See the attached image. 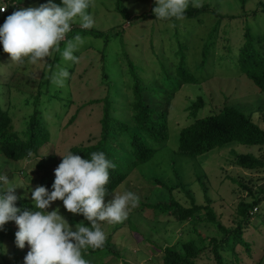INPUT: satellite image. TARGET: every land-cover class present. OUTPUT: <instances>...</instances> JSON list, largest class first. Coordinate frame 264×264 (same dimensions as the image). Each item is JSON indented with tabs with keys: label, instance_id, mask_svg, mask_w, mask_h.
<instances>
[{
	"label": "rangeland",
	"instance_id": "rangeland-1",
	"mask_svg": "<svg viewBox=\"0 0 264 264\" xmlns=\"http://www.w3.org/2000/svg\"><path fill=\"white\" fill-rule=\"evenodd\" d=\"M59 1L53 0L58 5ZM258 1L264 2L246 0L243 7L245 13L257 8ZM200 2L207 3L224 16L242 13L236 0ZM122 3L130 13V22L122 19L115 10V0H94V5L88 10L94 19L92 28L104 33L103 36L89 30L88 33L67 34V39L76 34L85 38V43L75 53L79 57L76 64H65L58 51L53 58H45L47 63L27 64L16 71L14 69L17 64H13L9 54L3 51L4 57L0 56V83H7L10 77H18L20 85H13L11 79L8 81L10 87L0 84V99L3 107H9L14 129L19 132L23 131V124L33 109L35 98L32 97L39 91L37 103L42 104L43 122L47 124L50 135L46 145L38 151L40 155L61 157L60 154L63 155L69 146L95 142L100 132L102 110L101 102L97 101L106 95L110 96V114L119 120H131L129 103L133 79L122 50L127 53L136 66L137 75L147 87L144 92L146 103L153 101L155 112H166L168 139L159 146H153L151 157L132 167L125 181L113 191L135 193L139 197L138 206L131 210L122 223L100 222L106 238L111 241L112 250L119 257L105 254L96 258L87 252L83 255L89 264H162L164 247L170 246L182 252V245L187 240L198 242L197 232L211 236L216 233L204 224L205 208L196 213L200 216L196 221H179L170 211L160 212L152 205L167 202L171 196L186 207L192 203L202 206L208 203V199L218 220L227 227H233L237 204L242 199L251 200L246 190L241 188L240 182L252 185L254 189L264 188V169H243L235 166L231 159L232 150L251 151L257 156H263L264 145L253 147L230 143L198 157L181 156L174 152L179 129L192 122V117L188 116V106L196 103L200 96L204 102V106L197 111L200 117L213 110L218 111L225 105H234L251 113V118L264 128V96L256 92L250 80L238 74L233 64V52L242 42L243 23L240 18L224 17L216 24L215 16L203 13L195 18H183L175 22L162 21L155 19L153 0H122ZM4 4L11 8L16 5L17 10L37 7L36 0H14L12 4L9 0H0V5ZM12 12L0 13V24ZM245 24L255 39L258 36L255 45L264 47V16L249 17ZM213 26L216 27V34L211 37L207 53L203 56L201 50ZM175 32L181 43V52H177L178 45L173 36ZM229 46L230 50L227 48ZM180 54H184L183 65L194 75L195 83H182L174 88L177 80L171 77L177 74ZM102 64L111 81L109 85L106 84L108 79L102 77ZM57 65L67 67L70 73L64 88H55L50 83L49 77ZM152 89L158 91L156 95L159 97L153 96ZM32 162L33 159L15 162L0 153V173L8 175L13 183L22 185L15 190L31 202V190L39 185ZM127 163L129 165V161ZM175 171L188 193L179 188L180 180ZM156 178L165 186L156 183ZM112 195L106 194L104 201L111 200ZM57 207L73 230L76 224H71L72 218L85 221L82 214L66 211L61 200L51 202L46 210L52 211ZM257 212L244 234L245 241L250 243V254L243 252L241 245H236L239 261L235 262L232 254L226 251L222 252V264H264V200ZM13 226L17 231L16 224ZM13 246L12 242L0 245L4 250L0 260L11 262L15 259L16 264H23V258L29 250L27 242L23 249L17 247L15 254ZM210 261L202 255L195 264H215V261Z\"/></svg>",
	"mask_w": 264,
	"mask_h": 264
},
{
	"label": "trees",
	"instance_id": "trees-1",
	"mask_svg": "<svg viewBox=\"0 0 264 264\" xmlns=\"http://www.w3.org/2000/svg\"><path fill=\"white\" fill-rule=\"evenodd\" d=\"M39 1L40 4L47 2V0H36L37 6L40 5ZM236 1L239 2L242 10L240 15L224 16L212 9L207 3H203L199 8L190 5L184 19L195 18L203 13H210L212 16H215L217 18L216 24L224 17L228 19L240 18L243 23L242 42H240L236 51L233 52V64L238 74L244 75L250 80L253 84L252 86L257 90L256 92L264 96V47L255 45L258 36L255 39L250 28L245 24V20L249 17L255 18L257 15L264 16V2L258 1L257 8L245 13L243 7L246 0ZM9 2L14 3V0H9ZM115 5V10L121 15L122 19L130 22V13L123 7L122 0H115ZM6 8L8 9V7ZM168 21L175 22L177 20L173 18ZM88 30L98 36H103L104 34L93 30V28ZM88 30L81 29L79 26H72V31L69 33H88ZM214 33L216 34L215 26L210 29L207 41H205L202 47L201 53L203 56L207 53L209 47L207 45L209 41H212L211 37ZM113 35H115V33H113ZM173 36L177 41V52H181V43L178 40L177 32H175ZM230 47L231 46L227 48L230 50ZM2 52V46H0V56L4 57ZM122 54L129 67V74L133 79L131 86V101L129 103L131 120L127 122L113 117L110 114V96L106 95L104 98L97 101L101 102L102 110L99 121L100 132L95 142L69 146L68 150L63 153L67 154L68 152H73L74 154L80 155L81 158L87 159L90 158V153L103 151L106 158L116 165L114 169L109 170V183L107 185L109 189L108 194L112 193V191L117 189V187L125 181L132 167L145 162L151 157L153 146H159L160 143L163 144L168 139V129L165 119L166 112H155L152 106L153 101L146 103L144 92L147 90V87L137 75L136 66L127 53L122 50ZM103 57L102 55L101 58L103 59ZM183 57L184 54H180V59L176 66L177 74L175 77H171L177 80L174 88H177L182 83H195L194 75L183 65ZM17 69H20L18 64L14 70L17 71ZM102 77L103 79H108L106 84L109 85L111 81L109 80L108 73H106L103 68V64ZM10 79L13 85H20L18 77H16V79L10 77L9 80ZM8 81L7 83H0L1 86L5 85L4 87H10L11 83ZM152 90L154 91L153 96L159 97L156 95L158 91L155 89ZM38 92L36 96L32 97L35 98L32 105L33 109L28 114L23 124V131L19 132L14 129L13 116L9 113V107H3L1 104L2 100L0 99V153L6 159L15 162L33 159L34 162H32V165H34V171L38 174L35 179L38 181L39 185H43L51 190V184L54 180L53 170L61 162L62 156L57 157L52 154L40 155L38 151L39 148L46 145L50 135L47 130V124L43 122L42 104L37 103L40 96ZM52 96L56 97L57 95ZM46 98L49 99L50 97ZM203 106L204 102L200 96L197 98L196 103H192L188 106V116L192 117V122L182 126L178 131L177 148L176 151H174L178 155L198 157L213 149L223 148L230 143L253 147H261L264 145V128L260 127L258 123L251 118V113H246L234 105H225L218 111L213 110L211 113L198 117L197 111ZM231 153L233 155L231 159L235 166L247 170L264 169V155L257 156L251 151L236 152L232 150ZM127 161H129V165ZM175 175L180 180L177 171H175ZM154 180L159 185L165 186V184L157 178ZM178 184L180 186L179 188L188 193V190L184 187L181 180ZM240 186L243 190H246L251 200L245 201L242 199L239 201L235 208L233 227H227L218 220L214 210L209 206L208 199H206L208 203L202 206L192 203L190 206L186 207L171 196L167 202L152 205L151 207L157 208L160 212L170 211L179 221L187 219L196 221L200 218L196 213L205 208L204 224L211 227L216 233V235L211 236L210 234L206 235L205 233L197 232L199 238L198 242L191 239L187 240L182 245V252L170 246L164 247L162 249L164 253L162 264H195L196 262L198 263L202 255L207 258L208 262L212 260L215 261V264H222L224 263V255L222 252L226 251L232 254L235 262H238V254L235 250L236 245H241V247H239L242 251L250 254V243L245 241L244 234L251 226L252 219L258 214L257 210L260 207V203L264 200V188L254 189L252 185H245L242 182H240ZM15 193L18 197H22L15 201L17 207L21 210L32 208L33 205L29 199L25 198L18 190H15ZM188 197L190 198L191 196L189 195ZM70 222L71 224L84 223L85 225L89 223L87 220L78 221L75 218H72ZM14 224L13 221L7 222L4 229L0 230V245L3 242H12L14 245L12 249L14 252L13 254L17 251L14 242V233L16 231V228L13 226ZM2 250L1 247L0 251ZM86 252L96 258H101L105 254L119 257V255L112 250L111 241L108 238H106L102 248L96 250L88 249ZM0 255H3V252H0ZM0 264H16V262L15 259L11 262L3 259L0 260ZM202 264L206 263L202 262Z\"/></svg>",
	"mask_w": 264,
	"mask_h": 264
},
{
	"label": "clouds",
	"instance_id": "clouds-1",
	"mask_svg": "<svg viewBox=\"0 0 264 264\" xmlns=\"http://www.w3.org/2000/svg\"><path fill=\"white\" fill-rule=\"evenodd\" d=\"M154 4L155 19L162 21L182 20L190 5L202 6L200 0H154ZM93 5L94 0H60L59 5L47 0L37 7L14 10L0 24V46L12 63L19 66L46 62V57L53 58L58 51L65 64H76L79 57L75 53L85 38L79 34L71 39L66 37L73 24L78 23L84 30L94 26L88 11ZM6 7L7 4L0 5V13H5L2 11ZM69 78L67 67L59 65L49 77L55 88H64ZM60 155L61 162L53 170L51 190L43 185L31 190V209L21 210L15 205L22 198L16 195L15 189L22 185L0 173V230L7 222L16 224V247L23 249L25 242L29 246L23 264H89L83 253L102 248L106 241L100 222L122 223L138 206L139 197L131 191H112V199L104 201L109 193V170L116 165L103 151L92 152L87 159L73 152ZM56 200L62 201L66 211L82 214L89 223L76 224L72 230L58 207L46 210Z\"/></svg>",
	"mask_w": 264,
	"mask_h": 264
},
{
	"label": "crops",
	"instance_id": "crops-1",
	"mask_svg": "<svg viewBox=\"0 0 264 264\" xmlns=\"http://www.w3.org/2000/svg\"><path fill=\"white\" fill-rule=\"evenodd\" d=\"M11 4H12V3H11ZM7 7H8L7 12H8L9 10H11V11L17 10V8H18L16 5H15V7H14L15 9H11V7H9L8 5H7Z\"/></svg>",
	"mask_w": 264,
	"mask_h": 264
},
{
	"label": "built area",
	"instance_id": "built-area-1",
	"mask_svg": "<svg viewBox=\"0 0 264 264\" xmlns=\"http://www.w3.org/2000/svg\"><path fill=\"white\" fill-rule=\"evenodd\" d=\"M6 11V8L4 9V11H2V12H5Z\"/></svg>",
	"mask_w": 264,
	"mask_h": 264
}]
</instances>
